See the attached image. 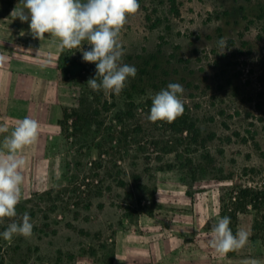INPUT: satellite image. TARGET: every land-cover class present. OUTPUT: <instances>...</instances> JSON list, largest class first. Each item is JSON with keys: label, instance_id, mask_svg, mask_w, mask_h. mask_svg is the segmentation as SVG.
Wrapping results in <instances>:
<instances>
[{"label": "rangeland", "instance_id": "374dc122", "mask_svg": "<svg viewBox=\"0 0 264 264\" xmlns=\"http://www.w3.org/2000/svg\"><path fill=\"white\" fill-rule=\"evenodd\" d=\"M138 2L120 31L122 59L141 68L154 57L158 78L133 102L129 81L106 94L114 107L89 146L70 145L58 126L77 105L79 49L59 64L55 38H35L14 10L1 21L0 104L10 102L11 122L28 117L40 128L22 153L17 215L0 220L3 232L27 213L33 234L0 239V264H264L252 211L236 222L245 246L219 255L208 244L220 197L264 189V0ZM169 83L183 85V113L148 122L151 97Z\"/></svg>", "mask_w": 264, "mask_h": 264}, {"label": "clouds", "instance_id": "9594fccd", "mask_svg": "<svg viewBox=\"0 0 264 264\" xmlns=\"http://www.w3.org/2000/svg\"><path fill=\"white\" fill-rule=\"evenodd\" d=\"M19 5L14 9L16 18L28 23L35 38L49 34L58 41L61 50L79 49L82 61L95 65V76L87 82L91 89L119 95L129 78H135L137 68L123 62L119 35L127 16L139 9L138 0H19ZM218 43L224 48L223 40ZM183 92L182 84L169 83L153 95L146 120L171 122L180 116L184 111ZM39 128L37 120L25 117L0 141V220L17 215L16 206L22 198L24 182L21 170L26 163L22 153L36 141ZM8 131L0 127V133ZM230 224L231 217L224 216L209 233L208 244L219 255L240 249L248 242L247 233L234 234ZM33 228L29 214L25 213L19 222L10 223L0 232V239L28 238Z\"/></svg>", "mask_w": 264, "mask_h": 264}, {"label": "trees", "instance_id": "16d2710c", "mask_svg": "<svg viewBox=\"0 0 264 264\" xmlns=\"http://www.w3.org/2000/svg\"><path fill=\"white\" fill-rule=\"evenodd\" d=\"M19 5V0H0V23L5 18H10L12 11ZM241 11L244 8H240ZM257 18L264 19V9H257ZM67 49L61 50L59 54V64L68 63L69 57L66 54ZM154 60V57L150 58L148 62H143V67L137 68V74L135 78H129V87L125 88L123 93L126 97L125 100L133 102V97L140 92L155 83L158 75L153 73L155 69L149 67V62ZM78 64L80 68L78 75L77 87L79 90L77 105L75 108L62 110L61 118L58 120V126L61 134L69 142L70 145H75L77 142L87 143L88 146L92 144L99 136V131L103 126V120L101 119L104 113H109L111 108L114 107V103L110 102L106 94L102 91L91 89L87 84L90 78H93L96 73V67L93 65H87V63L81 61ZM139 83L143 89H137L135 85ZM140 90V91H139ZM143 94V93H142ZM112 98V97H111ZM130 106V104H128ZM126 105V106H128ZM128 110V109H127ZM124 114L118 111L115 119L121 123ZM187 121H182V125H186ZM188 127H184L182 132H188L193 130V125L189 123ZM170 165L166 166V170H171ZM135 180L139 182V177H135ZM139 186V185H138ZM220 218L224 216L231 217L230 228L233 233H236V222L239 214H245L249 211L255 213L253 217L251 227V240H260L264 249V189L244 188L235 191V195L230 194L228 198L220 197ZM250 208V210H248Z\"/></svg>", "mask_w": 264, "mask_h": 264}, {"label": "crops", "instance_id": "0c3cea01", "mask_svg": "<svg viewBox=\"0 0 264 264\" xmlns=\"http://www.w3.org/2000/svg\"><path fill=\"white\" fill-rule=\"evenodd\" d=\"M2 95H3V93L0 92V96H2ZM27 103H28V106L31 108V106L29 105L31 103V101H28ZM9 105H10V102H8V101H5V102L2 101L0 104V127H6L10 131L11 129H13L15 127L16 123L19 121V117L15 116V118H18V119H16L17 121H14V120H13V122L10 121ZM25 106H26V104H25ZM29 111H28V113H29ZM34 118H35V115H34ZM9 131L7 133H0V141L3 140L4 136L10 134ZM170 252H171V250H168V257H169ZM153 264H156V261L153 260Z\"/></svg>", "mask_w": 264, "mask_h": 264}]
</instances>
